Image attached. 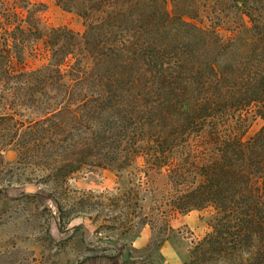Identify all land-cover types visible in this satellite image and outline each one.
<instances>
[{
    "label": "trees",
    "instance_id": "obj_1",
    "mask_svg": "<svg viewBox=\"0 0 264 264\" xmlns=\"http://www.w3.org/2000/svg\"><path fill=\"white\" fill-rule=\"evenodd\" d=\"M57 3L83 31L48 24L43 3L0 0V83H27L34 150L56 181L136 167L140 186L167 192L163 213L210 211L186 264H264V0ZM31 57L47 62L27 69Z\"/></svg>",
    "mask_w": 264,
    "mask_h": 264
},
{
    "label": "rangeland",
    "instance_id": "obj_2",
    "mask_svg": "<svg viewBox=\"0 0 264 264\" xmlns=\"http://www.w3.org/2000/svg\"><path fill=\"white\" fill-rule=\"evenodd\" d=\"M30 1L45 4L48 24L84 30L82 18L57 0ZM45 62L31 57L26 68ZM0 84V189L8 192L0 197V264H89L92 258L95 264H186L192 247L209 231L210 211L163 213L169 209L162 199L167 192L154 189L157 181L140 186L144 173L136 167L120 173L85 168L66 182L56 181V161L34 150L38 114L27 83L11 77ZM36 97L44 101L43 95ZM262 124L256 122L249 134ZM38 189L53 199H40Z\"/></svg>",
    "mask_w": 264,
    "mask_h": 264
}]
</instances>
